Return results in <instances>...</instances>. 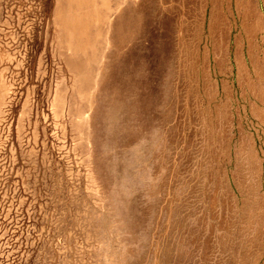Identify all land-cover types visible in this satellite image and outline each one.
Wrapping results in <instances>:
<instances>
[{
  "label": "rangeland",
  "instance_id": "374dc122",
  "mask_svg": "<svg viewBox=\"0 0 264 264\" xmlns=\"http://www.w3.org/2000/svg\"><path fill=\"white\" fill-rule=\"evenodd\" d=\"M0 264H264V0H0Z\"/></svg>",
  "mask_w": 264,
  "mask_h": 264
}]
</instances>
